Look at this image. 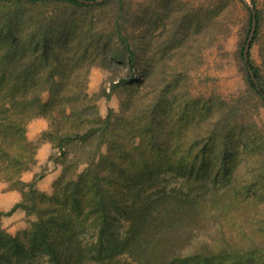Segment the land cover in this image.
Listing matches in <instances>:
<instances>
[{"label":"trees","instance_id":"trees-1","mask_svg":"<svg viewBox=\"0 0 264 264\" xmlns=\"http://www.w3.org/2000/svg\"><path fill=\"white\" fill-rule=\"evenodd\" d=\"M84 1L0 0V182L21 193L7 215L20 209L35 217L16 235L0 225V264H39L42 256L49 264H264V221L251 218L250 196L242 200L237 184L239 166L252 162L244 190L264 197V136L246 124L235 101L194 98L182 80L188 59L229 35L220 29L236 2L215 0L197 17L198 27L214 24L201 36V30L190 32L185 13L178 22L171 11L144 9L133 19L124 0ZM250 1L255 15L239 0L248 13L240 54L251 102L264 107V70L251 61L264 0ZM156 24L159 32L148 30ZM149 38L156 58L141 62L138 51ZM122 58L130 76L113 81L110 90L121 98L119 113L110 109L102 117L99 97L110 95L105 88L100 96L88 93L90 69L111 70L112 60ZM35 118L48 120L42 138L64 167L52 195L37 188L43 174L21 179L36 162L38 146L27 137ZM71 146L78 150L72 158ZM216 149L221 153L214 157ZM214 173L224 187L234 184L225 194L236 210L232 229L200 221L208 219L210 200L193 193ZM164 176L181 187L156 188ZM90 230L97 235L85 242Z\"/></svg>","mask_w":264,"mask_h":264},{"label":"rangeland","instance_id":"rangeland-1","mask_svg":"<svg viewBox=\"0 0 264 264\" xmlns=\"http://www.w3.org/2000/svg\"><path fill=\"white\" fill-rule=\"evenodd\" d=\"M124 1L125 6L129 10L130 14L132 13L133 19H135L138 15H142V10L144 9H149L150 13L155 10V12L160 11L163 14H168L169 11H171V17L176 19L175 21L179 22L181 16H183L184 13L190 18L192 25L190 27L191 33H197L196 31L201 30L202 36L206 31L214 28V24H211L212 20L204 21V25L201 27L196 26V24L198 23L197 19L201 17L202 13H205V10L213 9L212 4L215 0ZM227 1L232 5L236 2V6L229 8L227 11L226 17H224L222 20L224 26L220 29V31L230 29L229 35L222 39L218 44L213 46L211 45L209 48H205L198 52V55L195 54L194 58L188 59L190 66H187L188 71L184 75L185 80H182L184 83H187L191 92V96L194 98L213 97L215 99H221L227 102L235 101V104H238L239 107H242L243 120L247 121L246 124H250L252 126L256 125L259 129V133L264 136V107L259 104V102H251V93L249 92L250 89L245 79L240 54V48L242 46L243 40L245 39L247 30L246 27L248 25V13L239 0ZM246 3L248 6H252L250 0H246ZM164 5L166 6L165 11ZM260 5L261 2H259V6ZM206 19L207 18L204 17L202 20ZM148 21L150 20H146V22ZM138 23L139 22L135 23V27H137ZM154 27L150 26L148 27V30L157 33L161 29L159 24L158 26L156 24ZM259 34L260 41L251 49V61L254 65L259 66L264 70V13L260 19ZM196 38V36H193L192 40H190L193 41ZM138 53V60L141 62H152L153 59L156 58V56H153V44L150 38L146 39V44H143L141 48H139ZM179 59L180 58L178 57V60ZM180 62L181 60L178 61V63ZM112 64L113 68L111 70L104 69L101 66H94L89 72L87 86L88 93L90 95L100 96L102 89L105 88L106 93L110 95V98L99 97L98 110L102 117H105L110 109L113 110L115 114L119 113L121 98L118 95V91H115V93L111 94V84H113V81L117 83L121 77L130 76L128 63L124 58L120 59L119 62L112 60ZM182 64H184L183 61ZM138 75L139 73H136L135 79H138ZM46 98L47 95L44 94L42 99L46 100ZM236 113L239 117L240 114L237 110ZM48 126V120L45 118H35L29 123L27 127L28 140L36 144L38 148L35 155L36 162L27 172L22 174L21 179L22 181L29 182L36 175L43 174V178L37 181V188L47 195H52L54 191L53 185L62 174L64 167L62 164H60L61 162L56 161V159L59 157L58 150L54 149L52 144L44 141L42 138L43 132L48 129ZM246 129L253 131L254 127H247ZM68 153L70 154L69 157L72 158L76 153H78V150L71 146L68 148ZM220 153V150L216 149L213 151V156L217 157V155H220ZM218 163L221 165V162ZM83 169L84 166H81L79 168V172H81ZM237 171V179L239 181H237V184H239V188L241 189L240 193L242 200H244V198L247 196H250L251 206L248 208L251 210V218L255 219V221H257L256 223H259V221H264L261 217V215L264 213V197H261V194L253 192L248 193L246 190H244V183L247 182L254 172L252 171V162H250L246 168H241V166H239ZM157 181L158 182H156L155 187L158 189L164 187L168 190L181 187V181L172 178V176H164ZM201 184L203 187L206 186V188L196 191L193 193V195L200 196L202 202H207L208 200H210V202L207 208L208 216L206 214L208 219L202 218L200 221H208L213 228H215L219 223H224L228 229L229 227L232 229L236 225L231 220L234 219L232 217L236 210L234 207L229 205L227 202V196L225 194L227 190H231L233 188L234 184L232 183L224 187L223 181L218 178V173L212 174L209 182ZM9 190H13L10 188L9 184L0 182V194H3ZM13 206L14 205H3V208L6 209H4L3 212H0V219H3V221H0V225L9 234L16 235L17 233L23 232L25 229H27L30 225V222L35 220V217H28L24 211L20 210L22 213L21 217L12 220L10 218L12 214L7 215V213ZM237 213L241 215V219H243L247 214V208L243 205L238 206ZM123 230L124 228L122 227L121 231ZM96 235V231L90 230L85 235H83L82 238L85 242H91L95 239ZM120 259L123 260L125 258L122 256ZM38 262L39 264H49L48 259L45 256L39 258Z\"/></svg>","mask_w":264,"mask_h":264},{"label":"crops","instance_id":"crops-1","mask_svg":"<svg viewBox=\"0 0 264 264\" xmlns=\"http://www.w3.org/2000/svg\"><path fill=\"white\" fill-rule=\"evenodd\" d=\"M21 200V194L18 191L15 190H9L7 192H4L3 194H0V212H3L4 209L3 205L7 204L9 206L15 205ZM21 211L20 209L16 210L12 213L10 218L14 220L15 218L21 217ZM0 221H3V219H0Z\"/></svg>","mask_w":264,"mask_h":264},{"label":"water","instance_id":"water-1","mask_svg":"<svg viewBox=\"0 0 264 264\" xmlns=\"http://www.w3.org/2000/svg\"><path fill=\"white\" fill-rule=\"evenodd\" d=\"M81 2H83V3H88V2H86V1H84V0H80ZM100 1H102V0H98V2H100ZM244 2L246 3V0H244ZM247 4V3H246ZM249 7H251V10H252V12H253V15H255V12H254V10L252 9V6H249ZM255 27H256V20H255V18L253 19V22H252V29H251V32H250V35H249V38H248V40H247V43H246V46H245V50H244V61L245 62H247L248 61V53H249V49H250V44H251V41H252V39H253V36H254V31H255ZM249 73H250V75H251V78H252V80L254 81V83L257 85V87H258V83H257V80H256V78H255V76H254V74H253V72H252V70L249 68ZM258 90L260 91V88L258 87Z\"/></svg>","mask_w":264,"mask_h":264}]
</instances>
